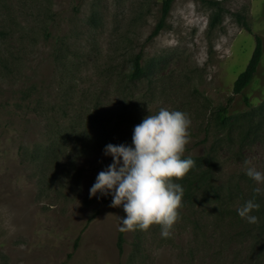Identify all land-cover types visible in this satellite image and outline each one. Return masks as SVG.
<instances>
[{"label":"rangeland","instance_id":"1","mask_svg":"<svg viewBox=\"0 0 264 264\" xmlns=\"http://www.w3.org/2000/svg\"><path fill=\"white\" fill-rule=\"evenodd\" d=\"M209 1L173 0L152 35L163 0H0V264H264V232L220 218L215 199L264 188L244 164L264 173V0H215L214 27ZM256 35L262 59L235 93ZM161 108L191 119L181 219L171 238L124 232L120 252L126 213L90 189L113 163L105 147H134Z\"/></svg>","mask_w":264,"mask_h":264},{"label":"clouds","instance_id":"2","mask_svg":"<svg viewBox=\"0 0 264 264\" xmlns=\"http://www.w3.org/2000/svg\"><path fill=\"white\" fill-rule=\"evenodd\" d=\"M149 113L151 109L148 107ZM191 119L185 112L161 108L156 114L147 115L134 128L133 146L108 144L104 154L113 163L101 171L90 189V197L97 193L113 199L110 207H123L120 232L141 230L153 226L161 229L163 238H171L181 219L184 207V188L174 181L184 180L196 164L184 158L191 142ZM246 175L258 185H264V173L244 161ZM256 195H264V188H254ZM261 205L252 199L237 209L240 218L249 224H258L252 213Z\"/></svg>","mask_w":264,"mask_h":264},{"label":"trees","instance_id":"3","mask_svg":"<svg viewBox=\"0 0 264 264\" xmlns=\"http://www.w3.org/2000/svg\"><path fill=\"white\" fill-rule=\"evenodd\" d=\"M173 2V0H163V7H162V16L159 20V22L157 23L155 29L152 31V35H155L159 32V30L162 28L164 21L168 15V12L170 10V6L171 3ZM210 4H212L213 6L217 7V10L215 11V13L213 14L211 21H210V26L214 27L217 23H219L220 21V16L221 13L223 12V8L221 6L218 5L217 1L215 0H210L209 1ZM245 26L247 27L248 30H250V26L248 25V23H245ZM262 55H263V46H262V38L259 35H256V46L254 48V51L252 53V56L246 66V68L238 75V77L236 78L235 82H234V87H233V91L235 93H240L244 88H246L250 82L252 81L258 66L260 64V61L262 59ZM143 73V67L140 64V55L137 54L135 57V61H134V69L132 71V76L133 77H137L140 74ZM217 114L219 119L224 122L227 118V107L226 106H220L219 109L217 110ZM206 176L208 177V174L204 175V179H206ZM204 193L203 196L205 198L206 194L208 193L207 191V187L204 188ZM255 195V199L256 202L259 203L261 205L260 210L256 211L254 215H256L257 217L260 215L259 218V223L258 224H249L245 219H242L239 217L238 213H237V209H233V205H237V198H240L242 200V203H240V205H244L246 203V198L244 196H242V194L240 193V188L239 186H236L235 188H231L229 187L227 194L225 195L224 193L220 192V191H216L215 192V199H216V203H217V210H218V214L221 215L220 218H222V216L224 218H227L226 221L229 222H233L232 220L234 218L237 219V221H239V224H246L248 230L247 231H254L255 227L257 228L258 231V235L262 234L264 232V197H262L261 195H256L255 193L252 194L251 199L253 198V196ZM207 197V196H206ZM105 199L107 201L112 202V195L111 193H109ZM95 216V214H93L88 222L90 220H92V218ZM255 239H258L255 236ZM124 232H120L118 233V238H117V247L119 249L120 252H122L123 249V243H124ZM77 242H75V247L77 246Z\"/></svg>","mask_w":264,"mask_h":264}]
</instances>
